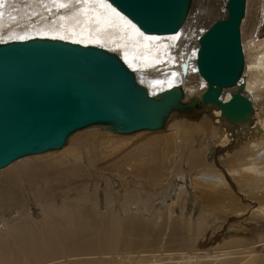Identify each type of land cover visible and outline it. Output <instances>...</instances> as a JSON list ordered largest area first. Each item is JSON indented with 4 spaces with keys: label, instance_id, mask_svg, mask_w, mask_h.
Here are the masks:
<instances>
[{
    "label": "bare ground",
    "instance_id": "obj_1",
    "mask_svg": "<svg viewBox=\"0 0 264 264\" xmlns=\"http://www.w3.org/2000/svg\"><path fill=\"white\" fill-rule=\"evenodd\" d=\"M226 1L193 0L178 32L153 34L124 26L99 3L3 0L0 44L44 38L100 47L150 96L177 87L182 102L200 100L198 41L223 19ZM240 42V80L219 100L228 103L242 84L249 122L233 124L207 104L170 114L158 131L89 127L59 151L0 169V264H264V0H245ZM178 179L184 186L169 198Z\"/></svg>",
    "mask_w": 264,
    "mask_h": 264
},
{
    "label": "water",
    "instance_id": "obj_2",
    "mask_svg": "<svg viewBox=\"0 0 264 264\" xmlns=\"http://www.w3.org/2000/svg\"><path fill=\"white\" fill-rule=\"evenodd\" d=\"M143 33H176L193 0H108ZM226 14L200 37L196 68L206 89L200 100L182 102L170 88L155 96L116 54L63 40L31 39L0 44V169L27 156L63 148L69 136L97 125L127 135L158 131L172 113L207 104L233 124L249 122L251 100L240 84L226 104L222 90L238 84L243 71L240 25L245 0H227Z\"/></svg>",
    "mask_w": 264,
    "mask_h": 264
},
{
    "label": "snow or ice",
    "instance_id": "obj_3",
    "mask_svg": "<svg viewBox=\"0 0 264 264\" xmlns=\"http://www.w3.org/2000/svg\"><path fill=\"white\" fill-rule=\"evenodd\" d=\"M3 0H0V3H2ZM55 2L60 6L64 7L65 4L61 2V0H55ZM67 3L73 2V0H66ZM75 3H83V4H88V3H99L102 4L106 7V9L110 10L109 15H114L115 17H118L119 20L123 23L124 26L128 27L130 26L131 29H133L135 32L139 33V29L136 28L135 24H132L130 20L127 19V17L121 15L120 12L116 10V8L112 7L110 3H108V0H75ZM82 11L87 12V9H82ZM142 35V33H141Z\"/></svg>",
    "mask_w": 264,
    "mask_h": 264
},
{
    "label": "rangeland",
    "instance_id": "obj_4",
    "mask_svg": "<svg viewBox=\"0 0 264 264\" xmlns=\"http://www.w3.org/2000/svg\"><path fill=\"white\" fill-rule=\"evenodd\" d=\"M94 127L96 126V128L98 127L99 129H100V126H97V125H93ZM93 126H89V127H93ZM88 127V128H89ZM86 129V128H85ZM102 129V128H101ZM100 129V130H101ZM103 130V129H102ZM81 131V130H80ZM105 131V130H104ZM142 132H149V131H142ZM137 133H139V132H137ZM112 134H114V133H112ZM134 134H136V133H134ZM115 135H117V134H115ZM131 135H133V134H131ZM143 135H145L146 137H150V136H152V134H149V133H146V134H143ZM121 136H123V135H121ZM126 136V135H125ZM142 136V135H141ZM140 136V137H141ZM233 139L234 138H232V142H233ZM55 151V150H54ZM56 151H59V150H56ZM53 152V151H52ZM183 170L184 171H182V173H186L187 172V170H186V168H183ZM181 186H184V181H181V180H177V182H174L173 184H172V192L170 193V196H169V198H174V196H173V193L175 192V190H177L179 187H181ZM103 188H105V182L103 181V182H101V187H100V192H98V194H99V196L100 197H103V195H102V190H103ZM97 195V194H96ZM98 196V195H97ZM173 196V197H172ZM193 203V202H192ZM192 203L190 204V205H192ZM112 204L114 205V206H121L122 205V201H119L118 199H116V198H114V200H112ZM139 211H146L145 210V208H142V207H140V208H138V210H137V212H139ZM98 213H101V214H104L105 213V209H104V206L103 205H101V206H99L98 207ZM220 234H222V233H220ZM257 236V234L255 235V234H253V237H256ZM245 237H247V236H245Z\"/></svg>",
    "mask_w": 264,
    "mask_h": 264
}]
</instances>
